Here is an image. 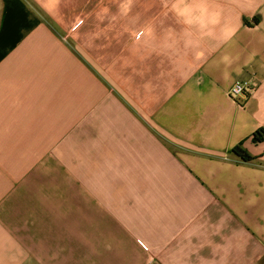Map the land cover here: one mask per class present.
Masks as SVG:
<instances>
[{"label":"crops","instance_id":"crops-1","mask_svg":"<svg viewBox=\"0 0 264 264\" xmlns=\"http://www.w3.org/2000/svg\"><path fill=\"white\" fill-rule=\"evenodd\" d=\"M95 1L0 0V264H264V0Z\"/></svg>","mask_w":264,"mask_h":264},{"label":"rangeland","instance_id":"rangeland-1","mask_svg":"<svg viewBox=\"0 0 264 264\" xmlns=\"http://www.w3.org/2000/svg\"><path fill=\"white\" fill-rule=\"evenodd\" d=\"M141 4L142 7L139 6ZM95 6H101V9H150L152 11H164L167 32L177 30V0H96ZM116 6V7H115ZM152 21L153 18H150ZM156 20V19H155ZM176 28V29H174Z\"/></svg>","mask_w":264,"mask_h":264},{"label":"built area","instance_id":"built-area-1","mask_svg":"<svg viewBox=\"0 0 264 264\" xmlns=\"http://www.w3.org/2000/svg\"><path fill=\"white\" fill-rule=\"evenodd\" d=\"M252 91V84L238 81L231 87L229 96L240 105H244Z\"/></svg>","mask_w":264,"mask_h":264},{"label":"trees","instance_id":"trees-1","mask_svg":"<svg viewBox=\"0 0 264 264\" xmlns=\"http://www.w3.org/2000/svg\"><path fill=\"white\" fill-rule=\"evenodd\" d=\"M253 141L255 143L264 142V129H259L255 132V134L253 135ZM232 153L244 163H252L259 160L258 157H254L249 154L242 145L235 147Z\"/></svg>","mask_w":264,"mask_h":264}]
</instances>
